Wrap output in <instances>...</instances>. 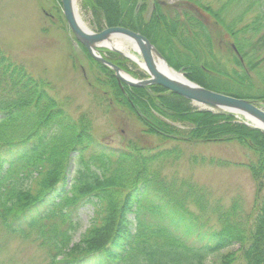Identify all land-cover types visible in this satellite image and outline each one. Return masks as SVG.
Wrapping results in <instances>:
<instances>
[{
  "label": "trees",
  "instance_id": "16d2710c",
  "mask_svg": "<svg viewBox=\"0 0 264 264\" xmlns=\"http://www.w3.org/2000/svg\"><path fill=\"white\" fill-rule=\"evenodd\" d=\"M181 1L197 10L177 11L160 0H85L97 31L140 33L190 81L264 106V86L252 79L257 45L264 42V11H258L264 0H217L216 9ZM232 8L236 15L229 16ZM214 35H228L242 61L232 48L222 57ZM107 53L127 70L124 59ZM87 56L104 76L102 85L92 86L96 105L135 117L140 136L156 144L96 141L87 115L70 116L44 82L0 47V231L34 244L46 264H203L214 256L219 264H264V133L230 113L199 110L159 86H119L109 69ZM166 142L175 145L165 148ZM231 142L254 156L245 165L255 188L248 214L237 200L226 212L210 208L206 190L162 171L182 144ZM212 209L210 226L201 214Z\"/></svg>",
  "mask_w": 264,
  "mask_h": 264
},
{
  "label": "rangeland",
  "instance_id": "374dc122",
  "mask_svg": "<svg viewBox=\"0 0 264 264\" xmlns=\"http://www.w3.org/2000/svg\"><path fill=\"white\" fill-rule=\"evenodd\" d=\"M165 1L168 6L176 7L177 11L182 8L190 11L197 10L191 3L178 2V0H160V3L164 4ZM197 1L199 4H213L214 9L218 7V3H221L217 0ZM261 3L258 11H264V1ZM75 11L87 30L99 33L94 26L96 18L88 10L85 0H75ZM228 15H236V9L232 8ZM252 16L253 14L248 15L251 18ZM63 17L59 0H0V47L8 58L11 57L15 62L22 64L31 77L44 82L48 93L70 116L77 118L82 114L87 115L92 121L91 130L96 141H102L114 147H122L133 139H140L143 144H156V138L140 136L141 128L135 117H130L122 109L113 105L107 109L105 102L96 105L95 98L92 97V86L97 81L102 85L104 76L100 74L97 65L90 62L86 50L75 40ZM211 30L213 31V27L210 28ZM211 34L213 33L210 32ZM258 37L255 35V41L258 40ZM213 38L215 46L220 48L221 56H227L231 49L230 45L233 46L230 37L214 35ZM120 42L127 46L128 51L139 62H142L141 55L138 51L136 52V46L132 41L122 40ZM149 43L151 42L149 41ZM151 45L157 51L152 43ZM257 47L260 62L257 67L258 72L256 76L252 75V79L264 86V42L259 43ZM235 50L237 51L233 46L234 55H236ZM107 52L120 56L126 61V71L121 67L118 68L129 78L140 81L148 78L144 68L136 64V61H132L131 58L127 60L120 54L111 52L109 48H100L98 54L107 60L109 57ZM158 53L160 54L159 51ZM237 55H239L238 52ZM238 57L242 61L240 55ZM154 58L157 60L156 57ZM163 59L166 62L164 57ZM166 63L168 64V62ZM100 65L104 67L103 64ZM106 69L112 72L117 85L127 86L117 81L113 70ZM177 73L185 72L178 70ZM103 97L108 98L107 96ZM192 105L195 107L194 104ZM261 108L264 109V106ZM198 109L209 111L199 107ZM235 118L239 123L244 121L241 119L242 117ZM174 145L171 142H166L164 147ZM180 148V156L177 160L168 162L162 169L167 177L173 178L175 181L190 180L196 187L206 190L210 208L214 209L218 205L221 208L220 212H226L237 200L240 202L243 214L252 211L255 194L254 182L248 169L243 165L252 162L254 156L247 149L232 142L228 144H182ZM72 170L73 167H70L69 177H71ZM190 208L195 211L194 208ZM213 209L209 210L207 214H201L205 220H208L210 226L216 220V213L213 212ZM88 215L87 209L81 213L82 226L87 224ZM237 249L238 246H235L229 250ZM229 250H224L223 254ZM0 264L46 263L43 254L38 252L34 244L22 242L18 238H10L0 231ZM203 264H219L218 256L207 258Z\"/></svg>",
  "mask_w": 264,
  "mask_h": 264
},
{
  "label": "water",
  "instance_id": "95a60500",
  "mask_svg": "<svg viewBox=\"0 0 264 264\" xmlns=\"http://www.w3.org/2000/svg\"><path fill=\"white\" fill-rule=\"evenodd\" d=\"M61 9L65 22L69 27L70 32L73 34L75 39L86 48L88 54L100 64H103L105 67L110 68L114 71L117 81L124 83L128 86H133L136 88L147 87L152 85L160 86L161 88L166 89L167 91L177 94L178 96L187 99L191 104L197 105L199 108L209 111H222L227 113H232L235 116L243 117L245 120L247 118H253L257 123L261 125V128L253 126L262 133L264 132V109L258 107L253 102H248L242 99H236L231 96H226L220 93H215L210 90H206L194 84L186 79L185 75L181 74L183 81L171 80L159 73L155 66V58L160 62H164L166 66L167 63L164 61L163 57L156 51L151 43L147 41L140 33L137 34L130 30H125L123 28H114L108 29L101 33H93L88 31L86 28H81L76 19L75 11V0H60ZM130 40L134 43L136 52L141 55L142 62L145 65L144 72L147 73L148 79L145 80H135L133 78L125 79L123 77L124 72L111 64L108 61H105L100 55L96 54L98 48H103L104 44L111 42L113 40ZM111 52L120 54L127 60H130V57L125 56L119 50L109 49ZM132 60V59H131ZM134 61V60H132ZM138 64L137 62H135ZM127 76V75H126ZM248 125V124H247ZM249 126V125H248Z\"/></svg>",
  "mask_w": 264,
  "mask_h": 264
},
{
  "label": "bare ground",
  "instance_id": "6f19581e",
  "mask_svg": "<svg viewBox=\"0 0 264 264\" xmlns=\"http://www.w3.org/2000/svg\"><path fill=\"white\" fill-rule=\"evenodd\" d=\"M75 2V1H74ZM76 19L77 22L79 23L80 27L83 29L85 28V25H83V23L79 20V17L77 16L76 13ZM122 40H113L111 42H107V44H104L103 47L104 48H109V49H116L119 50L121 53H123L125 56L130 57L132 60L136 61L142 68H145L144 63H142L141 61L139 62L135 56L128 51L127 46H125L122 42H120ZM132 44V43H131ZM133 46V45H132ZM133 48V47H132ZM155 62V66L156 69L159 73L163 74L164 76H166L167 78L171 79V80H176V81H183V77L174 71H171L168 66L165 65L164 62H160L159 60H154ZM123 77L125 79H129L127 76L123 75ZM247 120L249 121V123H251V125L256 126L258 128H261V125L259 123H257L253 118H247Z\"/></svg>",
  "mask_w": 264,
  "mask_h": 264
}]
</instances>
